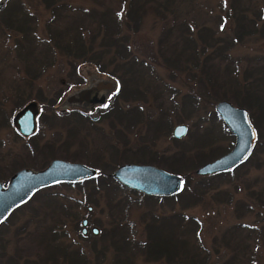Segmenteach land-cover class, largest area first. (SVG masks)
<instances>
[{
	"label": "rangeland",
	"instance_id": "374dc122",
	"mask_svg": "<svg viewBox=\"0 0 264 264\" xmlns=\"http://www.w3.org/2000/svg\"><path fill=\"white\" fill-rule=\"evenodd\" d=\"M14 1H8V8ZM51 1L53 5L63 6L62 12L55 17L56 20L63 21L55 23L54 27L62 30L68 37L77 36V29L83 20H87L86 25L88 20H98L100 14L104 12H106L105 17L115 18L118 14L120 34H128L130 52L138 55L139 58H145L148 62L151 61V51L155 49L160 34V24L154 21L155 16L152 11L146 10L137 32H132L126 26V22L129 21L127 20L128 0ZM232 1L195 0L194 7L190 8L187 15L182 16L190 23L199 25L201 20H204L206 26L216 29L214 34L218 37L223 35L224 28H227L229 23H226L225 27H218L215 21L224 20L227 14L232 13ZM236 1L241 7L240 10L242 7L250 8L247 12L251 18L255 17V13L261 12V19L257 20V31L243 43L235 44L228 52L230 59L240 61V71H242L247 68L246 59L264 64V32H260L264 29V0ZM6 2L7 0H0L2 3L0 7V124L3 125L0 132V151L3 153L2 162L5 167L0 180L4 187L16 171L22 168L42 170L54 159L86 164L95 168L98 174L100 169L91 163L110 164L108 143L122 148L125 142L132 150L146 147L148 119L152 130L157 127L164 132L171 125V135L174 126L185 124L186 134L177 138L182 141L187 140L189 133L211 130V137L225 136L218 140L215 138L210 143L211 147L229 145L231 138L225 135L224 124L217 118H212L214 106L220 100L214 102L213 106L208 105L199 109L196 114L185 117L177 115L181 95L187 93V87L180 77L170 79L168 67L160 60L150 65L153 72L148 75L151 76V83L155 81L162 83L161 92L166 96L163 100V107L166 109L164 114H159V108L150 92L146 93L147 101L119 104L123 110L135 107L143 116V120L129 129H125L124 125L110 118L100 117L99 114L105 113L109 105H98L95 112L90 114L91 104L76 100L69 102L68 99L72 96L77 97L80 90L90 87L95 89L101 81H110L114 86L111 90L99 91V95L104 94L113 98L119 84L112 76L100 73L92 63L71 61L67 56L61 55L53 43L49 42L47 24L53 20V13L47 8L46 0H16L23 6L25 12L33 16L30 25L33 27L35 40L30 39L29 33L22 39L20 31L4 24V20L1 19L8 16V10H3ZM180 8L185 9L183 6ZM225 20L230 19L228 17ZM192 31L193 36H196L198 27L192 28ZM83 36L88 40L87 31H83ZM199 45L201 46L202 42H199ZM43 50L51 51L47 58ZM208 51L210 48L206 52ZM37 72L39 73L35 76ZM76 79L78 81L75 82ZM146 81L149 80L146 78ZM158 100L162 101V97ZM30 102H35L38 107L37 123L34 133L24 138L11 126V119L20 108ZM50 102L52 104L49 105ZM230 103L248 110L256 135L258 138L260 135L253 146L256 152L238 169L232 172L226 171V176L219 182L218 187L207 190L200 202L183 208L176 199L171 206L156 200L152 203L153 206L149 207L144 202L143 195L146 194L122 191L123 189L116 183L105 182L104 175L99 181L108 184L110 192L115 188L119 190L113 195H110L111 193L107 195L104 189H100L92 197L94 201H89L91 199H88V193L91 186L86 189L83 186H73V183L80 185L78 184L80 182H55L41 188L28 204L16 206L0 221V264H44L42 261L47 255L49 261L46 264H79L82 258H85L89 264H124V262L125 264L129 262L190 264L188 257L181 258L178 254L168 260L166 257L152 259L138 253V247L151 243L145 231V224L151 222L150 215L172 221V223L164 221L160 223L158 220L154 224L158 229H155V241L152 244L171 250L186 246L190 252H197L195 256L206 261L207 264L227 262L264 264V111L258 104L252 105L250 110L234 102ZM166 105H171L176 115L168 111ZM73 111L83 112L86 119L81 124L85 126L80 127L81 124L78 126L75 122L71 123L66 119L69 114L67 112ZM94 116H97L96 120ZM111 123L114 124V128L111 127ZM116 129L125 130L120 137H117ZM68 130L71 131L68 133ZM208 136L207 134L202 138L193 137L192 141L204 142ZM78 138L83 139L81 144L78 143ZM70 140L72 143L67 147L66 144ZM177 144L179 142H174L163 134L150 147V151L154 152L153 154L164 151L163 155L167 158L177 150ZM211 160L200 163L193 170L188 171L192 186L197 180L195 170ZM141 162L142 160L133 159L118 163L115 169L124 163L151 164L174 173L166 165ZM96 183L100 184L98 182L92 184L99 188ZM257 193L262 194L263 203H260ZM238 202L249 210L236 211ZM89 206L91 210H88ZM177 214L197 220L199 227L197 228L195 222V228L192 230L181 229L175 224L177 220L172 218ZM84 219H87L88 224L85 233L82 232ZM185 221L184 219V223ZM94 227L98 230L96 234L92 232ZM21 253L22 256L19 255Z\"/></svg>",
	"mask_w": 264,
	"mask_h": 264
},
{
	"label": "trees",
	"instance_id": "16d2710c",
	"mask_svg": "<svg viewBox=\"0 0 264 264\" xmlns=\"http://www.w3.org/2000/svg\"><path fill=\"white\" fill-rule=\"evenodd\" d=\"M8 1L9 0L6 2L5 9H3L5 11L8 10V16L3 17L1 20H4V24L6 26H9L10 28L13 27L15 30L20 31L22 33V39L29 33L31 34L29 35L30 39L35 40L33 27L30 25V22L33 20V16L25 12L23 10V6L16 2V0L8 8ZM128 1L127 20L129 21L126 22V26L127 28H130L132 32H137L140 24L143 22L142 19L146 10L152 11L155 16L154 21H158L160 24V34L155 49L151 51L150 62H148L145 58H139L138 55L130 52L128 46V34H120L121 27L118 14L117 17L112 18L105 17L104 14L106 12H104L100 14V18L98 20H88L89 22L87 24L89 25H85L87 20H83L77 29V36L68 37L62 32V30L58 28L57 30L56 27H54L55 23L63 21L56 20L55 18L58 16V13L62 12V4L53 5L51 0H46L47 8H50L53 13V20H50L47 24L49 42L53 43V46L59 50L61 55L67 56L68 59H71V61L76 60L80 62L92 63L96 66L100 73H106L112 76L119 84L114 97L111 98L109 103L105 104L110 107L105 113L99 114L100 117L103 116L105 118H110L119 122V124L124 125L125 129H129V127L139 123L141 119L143 120V116L135 107L130 110H123L119 107V104L139 100L147 101L148 97L146 96V93L149 92L154 97V102L159 108V114H164L166 109L163 107V100L166 96L161 92L162 83L158 81L151 83V76L148 75L153 72L150 69V65L152 63H158L159 60L163 61L164 65L168 67L167 69L169 70L170 79L174 80L180 77L182 78L183 84L187 87V93L181 95L179 114L177 115L185 117L190 114H196L199 109L205 108L208 105L213 106L214 102L221 99L234 102L239 106H245L250 110L252 105L254 106L258 104L264 111V64L258 63L253 59H246L247 68L245 67L244 70L240 71V61L230 59L228 55L229 50L235 44L243 43L248 38L252 37V35L257 31V20L261 19V12L255 13V17L251 18L248 16L247 12L250 8L242 7L240 10L241 7H239L238 1L233 0L231 2L232 13L227 14L230 20H225L228 19V17L225 16L224 20L215 21V25H218V27H225L226 23H229V26L224 28L225 32L223 35L217 37L214 34L216 29L211 26H206L204 20H201L199 25L197 23H190L189 20L182 16L187 15L190 8L194 7L195 0ZM180 6L185 7V9L182 10ZM197 27V35L193 36L192 28ZM83 31L88 32V40H86L87 38L83 36ZM260 32L263 33L264 29ZM199 42H202L201 46L199 45ZM208 48H210V51L206 52ZM43 53L47 58L51 51L49 52L43 50ZM51 57L53 58L52 55ZM48 62H50V60ZM73 67L75 69L74 65ZM38 73L39 72H37L35 76ZM146 78L149 81H146ZM74 81L76 82L78 80L76 79ZM80 81L82 80L80 79ZM256 88L257 90H255ZM159 97H162V101L158 100ZM50 104H52V102H50L49 105ZM166 106L168 111H171L176 115V112H174L173 108L170 107L171 105ZM67 113L69 114L66 119L71 123L75 122L78 126L86 119V116L80 111ZM212 116V118H217L222 121L215 111L212 113ZM147 123L148 134L146 137L148 139V143L145 144L147 148L142 146L141 148L132 150L125 144V142L122 148L118 146L116 147L115 145L112 146V144L108 143L107 152L110 154V164L106 163L103 165H97L96 163H91L100 169V173H98L94 178L83 180L78 183L80 185L73 183V186H83L86 189L91 186L88 193V199H91L89 201L93 200L92 197L94 194L98 193L100 189H104L107 195L108 193L113 195L115 191L119 190L118 188H115L112 192H110L108 184L106 185L102 181H99L102 178V175L105 177V182L116 183L121 189H123L122 191L129 190L132 193L138 192L123 186L112 176V171L118 163L128 162L133 159L142 160L141 163H152L160 166L166 165L167 168L172 170L174 173L180 174L183 179L181 190L172 196L143 195L145 199L144 202L149 207H152V203L156 200L165 202L168 206H171L175 199L181 207H190L200 202L207 190L218 187L219 182L223 181L226 176V172L206 176L196 174L197 180L195 181L194 186H192L190 184V173L188 171L193 170L200 163L211 160L218 155L225 153L231 145H233L234 135L231 134L225 125L224 133L231 138L229 145L227 147L223 145L211 147L210 143L214 141L215 138L218 140L225 136L216 135L214 138V136L211 137L210 135L211 130L201 132L197 130L193 133H189L187 140L182 141L181 139H175L170 134L171 125L168 126L166 131L161 132L157 127L152 130L149 119L147 120ZM81 126L82 124L80 127ZM83 126L85 125L83 124ZM111 127L114 128L113 123H111ZM125 129H116L115 136L120 137L122 131ZM70 131L71 130H68V133ZM163 134L169 136V138L174 142H179V144H177V150L172 152L167 158L163 155L165 153L164 151L157 152V154H159L158 156L157 154H153L154 152L151 153L150 151V147ZM207 134L209 136L204 142L193 143V137L202 138ZM259 138L256 135V140ZM82 142L83 139L78 138V143L81 144ZM71 143L72 140H70L66 146L69 147ZM253 150L243 163L239 164L230 171L232 172L246 163L255 154L256 148L254 153ZM93 182L100 183H96L99 185V188H96L95 185L92 184ZM39 190L40 189H37L23 204H28V202L33 199ZM257 197L260 203H263L262 194L257 193ZM230 200L231 199H229V201ZM238 203L239 204L236 205V211L247 209V207L243 206L242 203ZM23 204L19 205V207ZM172 218L177 220L175 223L176 225H178L181 229L185 228L186 231H190L192 228H195V222L197 224V228L199 227L197 220H194L191 217L186 218L183 215L177 214L172 216ZM150 219L151 222H147L145 224V231L147 239L150 240L151 243L138 247V253H142L144 256L152 259L166 257L168 260L178 254L181 258L188 257L191 261L189 262L190 264H207L206 261H203L195 256L197 255V252H190V249L186 246L171 250L152 244V242L155 241V229H158V227L154 224L158 222V220L160 223L163 221L166 223H172V221L168 218L156 217L155 215H150ZM184 219L186 220L185 223ZM124 226L126 227V224ZM126 229L128 230V228ZM115 250H117V248H115ZM101 251L100 254L103 255V252ZM19 255L22 256L23 254L21 253ZM48 259L49 255H47L42 262L46 264L49 261ZM54 262L55 261H53V263ZM79 264L89 263L85 258H82L79 260Z\"/></svg>",
	"mask_w": 264,
	"mask_h": 264
},
{
	"label": "water",
	"instance_id": "95a60500",
	"mask_svg": "<svg viewBox=\"0 0 264 264\" xmlns=\"http://www.w3.org/2000/svg\"><path fill=\"white\" fill-rule=\"evenodd\" d=\"M2 7V3H0ZM94 87L82 89L78 96H72L69 102L83 101L93 104L90 112L93 113L96 105L111 101L104 94L90 96ZM113 83L110 81L99 82L95 89L101 91L111 90ZM215 113L221 118L228 130L234 135L232 148L221 156L200 165L195 173L206 176L214 173L229 171L243 163L250 155L256 140V131L250 121L246 108L234 106L226 100L218 101L214 106ZM38 107L35 102L26 104L13 117L16 129L25 137L34 133L36 129V115ZM94 119H97L95 116ZM187 126L177 124L172 130L175 138H181L186 134ZM97 170L80 162H70L63 159L52 160L42 170L22 168L16 171L10 178L6 187L0 183V221L16 206L27 201L33 192L39 188L47 187L55 182H81L93 178ZM123 186L146 195L172 196L178 193L183 185L182 177L176 173H170L151 164L124 163L119 165L112 173ZM91 210V207H88ZM82 232H86L87 219L82 221ZM96 234L97 228H92Z\"/></svg>",
	"mask_w": 264,
	"mask_h": 264
},
{
	"label": "flooded vegetation",
	"instance_id": "af4514ba",
	"mask_svg": "<svg viewBox=\"0 0 264 264\" xmlns=\"http://www.w3.org/2000/svg\"><path fill=\"white\" fill-rule=\"evenodd\" d=\"M97 94V96H100L99 94H100V92L99 91H97L96 89H92V91H91V93H90V96H93V95H96ZM88 103V102H87ZM88 104H90V103H88ZM92 106H93V104H91ZM98 105H104V104H98ZM98 105H96V109H97V106ZM24 107V106H23ZM22 107V108H23ZM22 108H20V109H22ZM19 109V110H20ZM95 109V110H96ZM18 110V111H19ZM17 111V112H18ZM16 112V113H17ZM15 113V114H16ZM14 114V115H15ZM14 115L12 116V119H11V126L14 128V130L16 131V133L18 134V135H21L22 137H24V138H28L29 136H27V137H25V136H23L17 129H16V127L14 126V124H13V117H14ZM38 115V114H37ZM37 115H36V123H37ZM95 117V116H94ZM93 117V118H94ZM97 117V116H96ZM96 120V119H95ZM2 128H3V125L2 124H0V132L2 131ZM0 146H1V142H0ZM3 153L0 151V178H1V174L3 173V170L5 169V167H4V165H3V162H2V160H3ZM0 183H1V186L2 187H4V185H3V183H2V181L0 180ZM45 188V187H44ZM10 213V212H9ZM87 226H88V224H87ZM151 260V259H150ZM228 263V262H227ZM227 263H225V264H227ZM124 264H125V262H124ZM127 264V263H126ZM128 264H132V262H129ZM229 264V263H228Z\"/></svg>",
	"mask_w": 264,
	"mask_h": 264
}]
</instances>
